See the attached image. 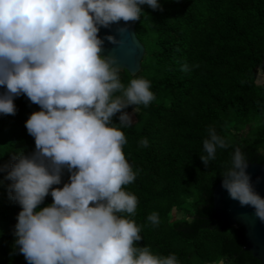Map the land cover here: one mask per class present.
<instances>
[{"label": "clouds", "instance_id": "9594fccd", "mask_svg": "<svg viewBox=\"0 0 264 264\" xmlns=\"http://www.w3.org/2000/svg\"><path fill=\"white\" fill-rule=\"evenodd\" d=\"M143 5L163 10L160 0H0V115H15L21 95L39 106L25 120L34 151H17L0 164V185L10 182L8 198L20 206L13 248L27 264H179L174 254L138 246L141 228L129 218L138 201L125 186L137 174L123 152L121 128L133 123L129 106L153 101L150 81L122 83L120 63L104 54V44L124 40L98 35L124 21L117 27L123 36ZM139 145L147 147V139ZM228 147L209 127L200 158L207 166ZM247 166L245 152L235 148L222 187L264 222V196ZM147 221L160 223L155 212Z\"/></svg>", "mask_w": 264, "mask_h": 264}, {"label": "trees", "instance_id": "16d2710c", "mask_svg": "<svg viewBox=\"0 0 264 264\" xmlns=\"http://www.w3.org/2000/svg\"><path fill=\"white\" fill-rule=\"evenodd\" d=\"M160 2L163 10L143 5L135 24L145 48L140 70L120 71L122 83L143 77L154 94L148 106L126 109L140 114L121 128L127 139L123 152L137 174L125 186L138 201L129 217L141 228L137 244L158 255L174 254L179 264H261L244 248L243 229L215 217L212 192L235 148L248 162L264 163V81H256L264 64V0ZM14 103L15 115H0V164L10 163L17 151L35 149L25 120L39 106L24 95ZM209 127L229 147L218 149L206 166L200 155H206ZM235 127L246 129L238 133ZM141 139L147 147L139 145ZM8 183L0 185V264H27L13 248L20 206L8 198ZM51 200L49 195L44 203ZM173 211L182 215L174 217ZM153 212L158 226L147 221Z\"/></svg>", "mask_w": 264, "mask_h": 264}, {"label": "water", "instance_id": "95a60500", "mask_svg": "<svg viewBox=\"0 0 264 264\" xmlns=\"http://www.w3.org/2000/svg\"><path fill=\"white\" fill-rule=\"evenodd\" d=\"M136 21L127 22V32L123 36L117 32V27L125 25L124 21L110 28L101 27L98 33L101 37L113 34L118 39L124 40L123 46L114 45L105 40L104 54L117 57L121 70L125 69L130 74L140 70V62L145 52L143 44L135 33ZM246 171L250 174L255 190L264 196V163L248 162ZM212 196L215 217L232 226L241 227L244 232V248L249 250L261 264H264V222L255 216L252 207L241 206L237 200L230 198L228 192L222 187V179L214 185Z\"/></svg>", "mask_w": 264, "mask_h": 264}, {"label": "rangeland", "instance_id": "374dc122", "mask_svg": "<svg viewBox=\"0 0 264 264\" xmlns=\"http://www.w3.org/2000/svg\"><path fill=\"white\" fill-rule=\"evenodd\" d=\"M257 83H261L264 81V64L262 67H260L258 69V76H257ZM129 113H133V121L139 116L140 112L138 109H135V113L133 112V110L129 111ZM246 128H234V130H236L238 133L244 131ZM173 216L174 217H180L182 214L180 212H176L173 211ZM4 257L2 255H0V260L3 259ZM209 264H223L222 261L218 262V263H209Z\"/></svg>", "mask_w": 264, "mask_h": 264}]
</instances>
